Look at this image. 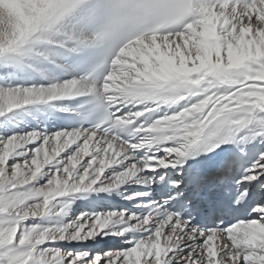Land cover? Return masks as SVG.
Returning a JSON list of instances; mask_svg holds the SVG:
<instances>
[{
  "label": "snow or ice",
  "instance_id": "6c2138e0",
  "mask_svg": "<svg viewBox=\"0 0 264 264\" xmlns=\"http://www.w3.org/2000/svg\"><path fill=\"white\" fill-rule=\"evenodd\" d=\"M0 264H264V0H0Z\"/></svg>",
  "mask_w": 264,
  "mask_h": 264
},
{
  "label": "rangeland",
  "instance_id": "374dc122",
  "mask_svg": "<svg viewBox=\"0 0 264 264\" xmlns=\"http://www.w3.org/2000/svg\"><path fill=\"white\" fill-rule=\"evenodd\" d=\"M83 210V209H82ZM90 247H96V245H89Z\"/></svg>",
  "mask_w": 264,
  "mask_h": 264
}]
</instances>
